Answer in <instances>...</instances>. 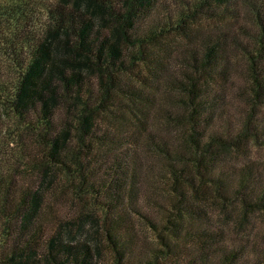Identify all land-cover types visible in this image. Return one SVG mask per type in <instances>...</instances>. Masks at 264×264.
I'll list each match as a JSON object with an SVG mask.
<instances>
[{
  "label": "trees",
  "instance_id": "16d2710c",
  "mask_svg": "<svg viewBox=\"0 0 264 264\" xmlns=\"http://www.w3.org/2000/svg\"><path fill=\"white\" fill-rule=\"evenodd\" d=\"M163 1L0 0V264H102L103 240L75 233L84 216L63 220L51 202L59 174L72 177L73 167L81 180L72 189L103 213L117 264H264V244L223 235L197 204L208 198L226 212L240 202L246 212L264 211L260 173L249 164L238 175L231 164L251 139L264 144V26L256 38L231 42L226 32H203L198 19L221 17L235 0H175L176 8ZM250 4L264 12V0ZM229 44L246 57L251 82L244 122L220 129L213 124L229 112L220 98ZM180 58L187 68L180 113L190 132L182 144L150 134L175 177L177 200L161 248L146 249L132 222L147 216L138 195L145 161L136 134L113 120L124 99L142 109L151 95L144 87ZM190 236L194 245L181 243Z\"/></svg>",
  "mask_w": 264,
  "mask_h": 264
},
{
  "label": "rangeland",
  "instance_id": "374dc122",
  "mask_svg": "<svg viewBox=\"0 0 264 264\" xmlns=\"http://www.w3.org/2000/svg\"><path fill=\"white\" fill-rule=\"evenodd\" d=\"M167 2L164 3L172 8L182 5L179 1L176 4L175 0H167ZM260 4L261 2L258 7ZM215 11L217 12L218 10ZM223 12L224 14L221 17H216L217 15L211 19L206 15L200 17L198 20L203 23L205 28L203 32L211 31L224 35L226 32L229 34L227 37L231 42L234 37L247 41L249 39L247 34H250L252 38H256V33L261 32L262 26H264V12L254 11L250 0H235V2L233 1L230 4L229 10ZM260 18L263 20L261 21ZM177 39L182 40V37L178 35ZM184 51L185 48L181 47H179V50H175L176 61L179 59L177 53H184ZM228 51L231 57V66L226 68L227 76L222 77L223 84L222 88H220L222 95L220 98L223 103L221 105L228 109L229 112L222 113L221 116L214 120L213 124L220 129H222V125L226 126L228 122L231 125L244 122L248 109L245 91L250 90L251 82L248 77L249 73L247 72V62L244 54L240 49L232 47L231 44L228 46ZM186 70L187 68L180 58L178 64L171 67L166 76L161 77L159 81L156 80L150 87H144L146 92L151 95L141 105L142 109H139L130 100L124 99L125 102L123 101L121 105L122 109L115 112L113 120L116 124L123 125L127 130L136 134L137 142L135 147L141 153L143 162L145 161V166L141 173V191L138 195L147 216L133 215L132 222L138 245L146 249H151L152 247L161 248L159 234L168 231L166 228L168 225L167 218L173 214L172 204L173 201L177 200V196L173 191V186L176 183L175 177L168 169L166 158L157 151L154 141L150 140V134L157 138L174 139L181 144L183 138L188 136L190 126L180 113L185 101V93L181 90L180 85L185 78ZM129 81L132 85L141 87L140 82L136 78L129 79ZM147 82L150 81L147 80ZM261 115L264 117V106L262 107ZM2 128L5 133L7 131L6 125ZM7 141L11 148L13 142ZM231 164L238 175L250 164L253 166V171L260 173L262 180H264V144L251 139L246 146L234 153ZM70 170L73 171L72 177L65 172H63V175L59 174V181L62 180L58 185L57 191L61 189L63 191L60 195L53 188L51 190V192L54 191L51 196V202L56 206L63 220L74 215L77 217L84 216L80 219L81 224L76 223L74 226L76 231L74 232L80 237L102 239L103 241L100 243L101 263L117 264L116 251L104 238L103 213L101 211L95 213L98 210L93 207L96 205L90 195L79 194L80 199H78V194L72 188L74 183H78L81 180V175L74 171V167ZM145 170L146 172L144 173ZM206 188L208 189L207 192L211 191L210 187ZM197 204L200 205L202 213L211 219L213 224L223 230V235L250 237L251 240L264 244V211L256 209L246 212L240 202L237 205H232L229 208L230 211L226 212L220 202L208 200V198L203 200V202L197 200ZM86 213L93 214L95 217H92L93 215H85ZM83 218L85 219L84 224ZM46 220L48 228L55 224V218L51 215H48ZM152 221L162 224L163 227L159 229L153 225ZM193 225H196L195 220L190 222L188 227H193ZM196 241L195 237L190 236L189 239L181 243L194 245ZM197 244H199V241Z\"/></svg>",
  "mask_w": 264,
  "mask_h": 264
}]
</instances>
